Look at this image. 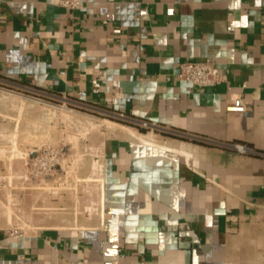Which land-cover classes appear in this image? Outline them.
I'll use <instances>...</instances> for the list:
<instances>
[{"label":"crops","instance_id":"1","mask_svg":"<svg viewBox=\"0 0 264 264\" xmlns=\"http://www.w3.org/2000/svg\"><path fill=\"white\" fill-rule=\"evenodd\" d=\"M61 2L0 0V80L114 119L54 138L72 188H0V264H264V0ZM185 60L226 80H183ZM24 133L0 126L5 150L44 141ZM1 171L18 181L24 163Z\"/></svg>","mask_w":264,"mask_h":264},{"label":"built area","instance_id":"2","mask_svg":"<svg viewBox=\"0 0 264 264\" xmlns=\"http://www.w3.org/2000/svg\"><path fill=\"white\" fill-rule=\"evenodd\" d=\"M61 4L68 9L76 10L82 7V0H62ZM178 74L181 79L189 81L197 86H212L226 80V75L220 72L214 62L210 60L182 61L179 66ZM51 105L54 108L53 114L55 115L58 109H64L63 106L55 103ZM226 109L231 112H244L247 106L241 95L231 93ZM66 116L72 117V125L68 127V133L75 132L82 139L88 138L95 128L99 130L105 129L101 121L94 116L91 117L88 113L83 114L73 110L72 114L67 113ZM118 117L121 119L124 118L122 115ZM142 122V125L146 126L148 124L145 121ZM67 141H70V139L68 138ZM14 145L15 144L10 145L8 155L23 161L24 172L17 177L18 181L14 185L8 177L0 175V179L3 178L7 181L4 187L7 186V188H9L8 192H12V190H17L18 188L23 190L46 189L55 191L72 188L69 179L72 178L74 168L72 165L73 162L69 160L70 153L66 143L46 140L40 144L34 145L31 149L16 148ZM240 147L243 148L244 146L241 145ZM67 163L68 167L66 165ZM60 172H63V175H58ZM83 212L89 215L95 212H100L102 214L103 201L98 202L91 199L90 202L84 206ZM25 229V225L19 224L14 226L12 231L13 233H19ZM104 264H112V262L107 261Z\"/></svg>","mask_w":264,"mask_h":264},{"label":"rangeland","instance_id":"3","mask_svg":"<svg viewBox=\"0 0 264 264\" xmlns=\"http://www.w3.org/2000/svg\"><path fill=\"white\" fill-rule=\"evenodd\" d=\"M65 101L67 100L50 99L37 91L15 84H9L3 80H0V126H8L11 124L14 125L15 123H20L23 126V130L25 131L24 134H26L29 140L36 141L38 137L41 139V136H44V141L48 140L56 142L54 141L56 136H59V139L61 140L68 138L70 140L81 139L80 136L75 132L68 133V127L72 125V117H67L66 114H72L73 110L83 114L88 113L89 115L95 116L97 119H114L106 116V114L85 109L83 106H79L73 102ZM54 103L64 107V109H58L56 115L53 114L54 108L51 105ZM115 120L120 121L117 119ZM140 124L142 125L143 122H140ZM142 126L146 128L145 131H149L148 133H153L150 128L147 129V127L150 126L149 124ZM55 140H57V138ZM4 142L3 135L0 134V157L5 155L6 157L9 156L8 152L5 150V146L7 145L8 141L5 143ZM3 174H5L4 171H1L0 175ZM6 183V180L3 178L0 179L1 190L4 188L5 190L9 189L6 185V187H4V184ZM16 183L17 181H12L13 185ZM13 191L14 190H12V192Z\"/></svg>","mask_w":264,"mask_h":264}]
</instances>
